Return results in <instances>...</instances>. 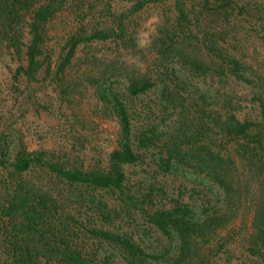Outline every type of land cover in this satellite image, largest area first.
<instances>
[{
	"label": "trees",
	"instance_id": "obj_1",
	"mask_svg": "<svg viewBox=\"0 0 264 264\" xmlns=\"http://www.w3.org/2000/svg\"><path fill=\"white\" fill-rule=\"evenodd\" d=\"M148 4L162 17L141 49L131 18ZM239 26L264 44V0H0L12 81H46L67 106L84 100L116 124L90 163L81 143L62 156L28 150L0 124V264H211L219 253L264 264V73L234 44ZM154 114L163 125L142 124ZM138 163L153 168L131 181ZM155 173L180 181L174 194ZM186 193L215 198L196 207ZM245 200L235 250L229 225Z\"/></svg>",
	"mask_w": 264,
	"mask_h": 264
},
{
	"label": "rangeland",
	"instance_id": "obj_2",
	"mask_svg": "<svg viewBox=\"0 0 264 264\" xmlns=\"http://www.w3.org/2000/svg\"><path fill=\"white\" fill-rule=\"evenodd\" d=\"M59 14L66 16L65 20L70 19L65 11ZM93 14L96 15L97 13L94 12ZM61 15L53 20L48 29V35L51 37L50 44L55 42L63 32L59 26ZM158 17H162L160 5L159 7L155 5L152 7L151 4H148V7H143L137 11L131 18L136 39L138 32H152ZM232 34L235 37L234 44L242 48L248 55L246 60L255 65L258 64L259 70L264 73V44L257 38L255 33L239 26L235 28ZM109 45L108 43H102L93 46L99 48L96 49V52H98V50L108 48ZM124 58L133 60L132 57L127 55ZM9 63L13 69L16 63L12 61H9ZM197 83L202 84V82ZM191 88L189 87V89ZM27 93L30 96L29 99H25ZM86 108L84 100H80L76 107L73 105L67 106L57 97L53 87L41 79L39 82L31 80L26 86H23L22 83L18 85L17 82L12 81L11 71H8L0 63V124L7 126L9 129L15 128L18 130L28 150L40 148L55 156H62L67 154L68 151L73 154V151H70V145L73 142L77 150L79 149V143L83 145L84 150H82L83 154L80 158L84 163L92 162L93 156L105 157L113 146L116 124L113 120L89 113ZM155 120L158 124L156 114L148 115L141 122L148 125ZM159 125H163V122L161 121ZM74 135L78 140H73ZM152 168V166L146 168L138 163L126 167V171L131 181H135L145 178V171L152 170ZM154 176L156 182L164 184L163 188L169 195L174 194L173 190L180 182L179 180L156 173ZM211 197L215 198L212 194H207L206 198L202 194H196L193 195L194 201L191 199L189 201L190 197L186 193L181 195L180 199L185 202H194L196 207H199V203L204 199H209L212 202ZM106 199L110 202L107 197ZM251 210V202L245 200L239 206L235 218L229 225L232 229V237H230L228 244L230 247H236L235 250L240 247L241 237L249 231ZM221 256L224 255L220 253L216 255L211 264H222ZM235 260L234 256L229 261L225 260L224 264H234Z\"/></svg>",
	"mask_w": 264,
	"mask_h": 264
},
{
	"label": "clouds",
	"instance_id": "obj_3",
	"mask_svg": "<svg viewBox=\"0 0 264 264\" xmlns=\"http://www.w3.org/2000/svg\"><path fill=\"white\" fill-rule=\"evenodd\" d=\"M151 19V18H150ZM156 23H158V19H156L155 21ZM155 29H153L152 32H138L137 33V46L141 49H144L146 47H149L152 43V40L155 36Z\"/></svg>",
	"mask_w": 264,
	"mask_h": 264
}]
</instances>
